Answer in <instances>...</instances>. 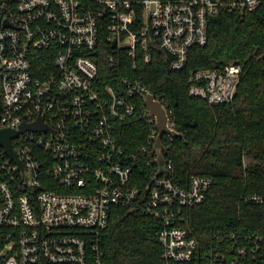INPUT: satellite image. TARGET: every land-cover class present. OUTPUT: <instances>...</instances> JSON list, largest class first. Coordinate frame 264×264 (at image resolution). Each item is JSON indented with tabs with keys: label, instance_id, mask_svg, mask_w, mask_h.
<instances>
[{
	"label": "built area",
	"instance_id": "1",
	"mask_svg": "<svg viewBox=\"0 0 264 264\" xmlns=\"http://www.w3.org/2000/svg\"><path fill=\"white\" fill-rule=\"evenodd\" d=\"M262 5L264 0H0V130L17 132L11 137L17 158L0 141V264H102V233L113 207L142 200L161 221V264L191 261L199 241L176 220L184 207L206 200L213 178L193 175L186 185L174 179L169 145L163 142L164 162L156 150L159 129L146 105L151 90L130 75L99 82L100 52L108 53L112 66L127 52L134 66L138 58L161 54L182 69L191 48L207 43L213 16ZM41 56L46 74L37 77ZM242 73L243 64L234 61L197 68L190 72L189 92L211 104L231 102ZM166 109L169 127L177 130ZM134 118L152 127L142 146L155 165L144 198L117 135ZM40 119L49 128L21 127ZM229 234L235 238L227 232L219 240ZM259 249L258 243L240 245L225 264H244ZM210 254L205 264H223L222 250L212 247Z\"/></svg>",
	"mask_w": 264,
	"mask_h": 264
},
{
	"label": "trees",
	"instance_id": "2",
	"mask_svg": "<svg viewBox=\"0 0 264 264\" xmlns=\"http://www.w3.org/2000/svg\"><path fill=\"white\" fill-rule=\"evenodd\" d=\"M136 61L134 66L133 58L123 52L112 66L108 53L100 52L99 82H112L117 74L139 77L171 110L178 135L163 142L169 145L166 155L174 179L186 185L193 175L213 178L206 200L184 207L176 220L197 237L199 247L191 261L174 264H205L212 258V247L222 250L225 264L240 245L257 243L259 251L249 253L244 264H264V200L253 197L264 198V5L213 16L207 43L191 48L182 69H173L161 54L151 61ZM233 61L243 64V73L231 102L211 104L190 94L192 70L221 68ZM35 65L36 76L43 77L47 68L43 56ZM151 128L146 119L134 118L117 131L133 168L132 182L141 187L143 198L155 166L148 164L149 154L142 149ZM142 202L113 207L102 233V264L162 263L161 221L148 214ZM227 232L235 238L229 234L220 241Z\"/></svg>",
	"mask_w": 264,
	"mask_h": 264
},
{
	"label": "water",
	"instance_id": "3",
	"mask_svg": "<svg viewBox=\"0 0 264 264\" xmlns=\"http://www.w3.org/2000/svg\"><path fill=\"white\" fill-rule=\"evenodd\" d=\"M146 105L148 106L150 113L152 116L156 118L157 121V126L159 129V135L157 139V144H156V150L160 156V161L164 162L165 161V156L162 151V146H163V136L165 134H171L173 137L178 135V131L171 129L168 125V120H169V115L167 112L166 107L163 105L160 99L156 97L155 94L149 93L146 97ZM0 111H1V98H0ZM22 129H46L49 128V126L41 121H37L36 123L33 124H22ZM13 135H17V132L13 129H1L0 130V141L2 144L6 147L7 151L13 158H17L16 153L13 149L12 143H11V137Z\"/></svg>",
	"mask_w": 264,
	"mask_h": 264
}]
</instances>
